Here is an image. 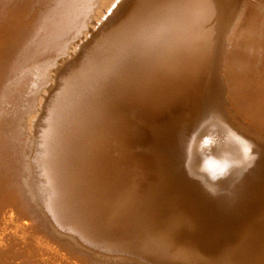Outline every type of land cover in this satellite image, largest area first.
Segmentation results:
<instances>
[{
  "label": "bare ground",
  "instance_id": "obj_1",
  "mask_svg": "<svg viewBox=\"0 0 264 264\" xmlns=\"http://www.w3.org/2000/svg\"><path fill=\"white\" fill-rule=\"evenodd\" d=\"M0 264H264V0H0Z\"/></svg>",
  "mask_w": 264,
  "mask_h": 264
},
{
  "label": "rangeland",
  "instance_id": "obj_2",
  "mask_svg": "<svg viewBox=\"0 0 264 264\" xmlns=\"http://www.w3.org/2000/svg\"><path fill=\"white\" fill-rule=\"evenodd\" d=\"M201 129L199 130L200 133L198 132V133H196V135L197 134L198 135L197 136L195 135L197 138H193V140H192V142L194 141L195 143L194 144L192 143L193 145L191 146V149H192L191 152H193V148H194V152L191 153L192 157L190 156L191 157L190 159H194V161L192 160L193 162H191V161L190 162L193 163L191 165L193 167H194L195 164H198V165H196V167H194V168L191 167V169H192L193 173L195 172V174L198 177L201 178L202 175H205L206 177L205 176H202L205 180H207V179L210 180L211 179V181H209V180H207V181H209L210 183H214L217 186L219 185L218 188H215V189L204 186V188L202 189L204 191L203 192L204 194H206V195H214V194L222 193L223 191L225 192L227 190H230L231 187H232V185H234L233 184L234 182L232 183V181H234L237 178V177L235 178V174L237 173L238 174V177H239V174L242 172V169L244 167V162L250 156V150H249V147L247 145V142L244 139L240 138L239 136H237L236 134H234V133L231 132V135L233 136V138L235 140V146H236V149H237V152L238 153H236V156L233 157L232 161H230L231 159L230 160L228 159L229 160V163L227 164L228 160H225V158L224 159L223 158H220L227 151L225 149V147L228 146V144L226 145V141L223 139V136H222V132L225 130L223 128V126L221 127L220 124L215 123V122L214 123L212 122L211 124H208V125L204 126L202 130ZM153 135L154 134H153L152 131H148L147 132L148 140H154V136ZM166 143H167L166 145L171 146L170 145L171 144L170 142L167 141ZM226 148H228V147H226ZM224 149L226 150L225 152H224ZM215 150H216V152L218 150V152L216 153ZM221 150H223V154H222V151ZM212 151H214L218 156L221 155L220 157L217 156L218 159H219V162H218L217 157H214L213 156L214 155L213 154L214 152H212ZM209 152H210V154H209ZM211 153H212V156H211ZM205 154L208 157L211 156L210 157L211 159L212 158H216V159H212L213 160V162H212V160L210 158L209 159H206ZM216 154H215V156H216ZM231 154H230V156H231ZM225 155H226V153L224 154V156ZM203 158L205 160L204 161L205 162V165H203V163H204L203 162ZM167 159H169L167 155L162 156V161L164 162V164L165 163L166 164L168 163L169 160H167ZM199 159L201 160L202 165H201V162L199 161ZM207 160L208 161L211 160V162L213 164L214 163L215 164L213 165L210 161L208 163ZM195 161L196 162L199 161L200 163L199 162L195 163ZM216 161L218 162V164H217ZM221 161H223V162H221ZM225 161H227V162H225ZM199 164L201 165V167L199 166ZM216 164H217V166H215ZM198 168H200V169H198ZM228 168L230 169L229 171L232 172V173H230L229 171H227ZM233 170L236 173H234ZM224 171H225V173H224ZM196 172H198L199 175ZM200 172H201V176H200ZM220 174H221V176L222 175H225V174H228V175H225L224 177L222 176L221 177L222 179L221 178L218 179V177H220L219 176ZM214 176L216 177L215 179H213V181L215 180V182H212V178H214ZM228 176H230V177H228ZM216 180L218 182H216Z\"/></svg>",
  "mask_w": 264,
  "mask_h": 264
}]
</instances>
